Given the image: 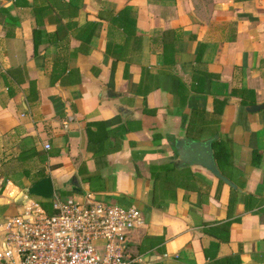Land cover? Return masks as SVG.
<instances>
[{
  "label": "crops",
  "instance_id": "obj_1",
  "mask_svg": "<svg viewBox=\"0 0 264 264\" xmlns=\"http://www.w3.org/2000/svg\"><path fill=\"white\" fill-rule=\"evenodd\" d=\"M43 174L141 211L131 264H264V0H0V225Z\"/></svg>",
  "mask_w": 264,
  "mask_h": 264
},
{
  "label": "built area",
  "instance_id": "obj_2",
  "mask_svg": "<svg viewBox=\"0 0 264 264\" xmlns=\"http://www.w3.org/2000/svg\"><path fill=\"white\" fill-rule=\"evenodd\" d=\"M70 120L64 124L69 126ZM45 148H50L49 144ZM19 210L0 225V264H131L129 235L141 211L97 199L55 198L46 207L25 192Z\"/></svg>",
  "mask_w": 264,
  "mask_h": 264
},
{
  "label": "water",
  "instance_id": "obj_3",
  "mask_svg": "<svg viewBox=\"0 0 264 264\" xmlns=\"http://www.w3.org/2000/svg\"><path fill=\"white\" fill-rule=\"evenodd\" d=\"M176 148L178 150L179 165L181 167L188 164L200 165L209 170L220 180H223L228 185L236 188V185L221 172L218 166L212 139L196 141L190 138H181L177 141ZM25 192L30 195L41 196L44 198H54L56 196V188L50 175H47L25 189Z\"/></svg>",
  "mask_w": 264,
  "mask_h": 264
},
{
  "label": "trees",
  "instance_id": "obj_4",
  "mask_svg": "<svg viewBox=\"0 0 264 264\" xmlns=\"http://www.w3.org/2000/svg\"><path fill=\"white\" fill-rule=\"evenodd\" d=\"M102 129L106 132L105 126H103ZM88 133H89V148L91 151L94 152V155H95L99 149V146L95 145L97 143V140L91 136V134H92L91 130H88ZM213 148H214V153H215V157H216L217 163L219 165V168H220V170H223L225 165H228L231 163V151L229 150L228 146L226 145V142L221 138L215 139V141L213 143ZM106 155H105V157H106ZM101 158L104 160L105 163L107 162V157L103 158L101 156ZM261 158H262V154L259 151H255L254 152V163L258 164L259 161L261 160ZM97 159H98L97 161L99 163V158H97ZM166 167L168 169L178 170L177 164L174 162L167 164ZM43 175L46 176V174H43ZM220 183H224L223 180H220ZM45 206L48 207L47 205H45Z\"/></svg>",
  "mask_w": 264,
  "mask_h": 264
},
{
  "label": "rangeland",
  "instance_id": "obj_5",
  "mask_svg": "<svg viewBox=\"0 0 264 264\" xmlns=\"http://www.w3.org/2000/svg\"><path fill=\"white\" fill-rule=\"evenodd\" d=\"M48 199H51V198H48ZM2 236H3V234L0 232V239H2Z\"/></svg>",
  "mask_w": 264,
  "mask_h": 264
}]
</instances>
